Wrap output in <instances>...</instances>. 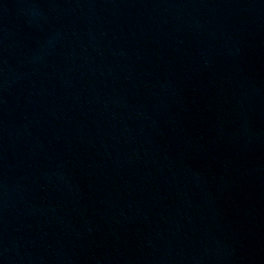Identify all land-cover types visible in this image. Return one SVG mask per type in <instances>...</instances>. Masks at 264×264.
<instances>
[{"label":"water","instance_id":"water-1","mask_svg":"<svg viewBox=\"0 0 264 264\" xmlns=\"http://www.w3.org/2000/svg\"><path fill=\"white\" fill-rule=\"evenodd\" d=\"M0 264H264V0H0Z\"/></svg>","mask_w":264,"mask_h":264}]
</instances>
